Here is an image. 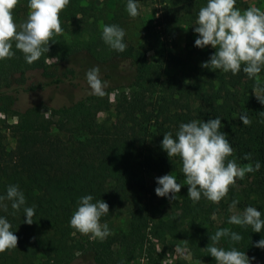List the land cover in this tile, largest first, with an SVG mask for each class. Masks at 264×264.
Masks as SVG:
<instances>
[{
  "label": "trees",
  "instance_id": "16d2710c",
  "mask_svg": "<svg viewBox=\"0 0 264 264\" xmlns=\"http://www.w3.org/2000/svg\"><path fill=\"white\" fill-rule=\"evenodd\" d=\"M155 3L145 34L155 56L153 61L148 60L146 51L126 42L124 52L103 49V26L98 23L121 27V18L129 14L114 9L106 15L97 0H70L60 13V20L77 19L87 33L85 41L78 40L69 48L62 46V36L56 35L55 42L49 43V52L31 64L13 43L15 55L0 60V76H9L15 85L8 95L11 102L20 91H36L72 78L82 79L88 90L69 104L49 108L56 133L36 105L19 113L12 126L15 146L0 151V195H6L9 185H18L26 204L14 211L6 200L8 210H0V216L7 218L18 237L17 248L0 253L1 263L37 264L33 251L40 249L46 258L41 264H70L79 255L92 264H106L115 261V254L121 259L135 258L146 243L154 247L151 237L169 247L184 240L193 258L216 264L207 247L212 244L209 237L221 228H229L242 239L235 242L223 237L222 245L215 246L225 250L235 247L249 257L264 252V248L254 246L264 238V230L254 232L251 226L229 224L228 202L222 199L213 203L203 195L198 202L189 198L181 159L168 157L161 146L163 134L172 132L175 137L181 123L220 117L221 131L234 149L228 159H236L241 166L257 161L261 165L248 175L253 178L251 191L259 198L254 200V207L264 218V104L253 92L255 80L242 70L233 75L202 67L210 51L196 48L184 54L176 52L177 33L185 13L197 18L207 0L195 2L194 10L188 8L191 0L180 5L174 0ZM28 12V0H19L14 19L21 23ZM186 37V44L193 46L198 33ZM94 66L107 82L103 96L92 94L86 80L87 70ZM29 72L38 73L42 79L29 81ZM259 76L264 84V69ZM114 89L123 91L111 102L109 93ZM256 95L264 99V93ZM110 108L116 123L99 122L98 111ZM245 113L252 121L248 126L239 119ZM246 153L251 154L250 160L244 159ZM150 171L155 176H149ZM165 174H172L181 183L174 200L169 198L171 193L165 197L171 203L169 208L161 207V197L155 194L156 178ZM84 195L109 205L101 223L108 225L115 215L124 212L128 217L125 230L92 243L72 228L70 218ZM32 206L35 216L29 225L24 222V207ZM216 213L222 215L221 224L212 218Z\"/></svg>",
  "mask_w": 264,
  "mask_h": 264
},
{
  "label": "clouds",
  "instance_id": "9594fccd",
  "mask_svg": "<svg viewBox=\"0 0 264 264\" xmlns=\"http://www.w3.org/2000/svg\"><path fill=\"white\" fill-rule=\"evenodd\" d=\"M70 0H28V15L26 20L17 23L13 10L19 0H0V60L12 58L13 43L21 51L27 63L31 64L49 52V43L55 42L53 37L62 35L60 13L69 5ZM126 10L131 17L139 15V5L136 0H128ZM193 31L198 33L194 45L198 48L211 46L216 49L209 59L202 63V67L212 70H222L236 75L241 70L249 78L255 80L254 94L261 104L264 99L256 92L264 93V84L259 74L264 69V11L252 6L243 11L236 7V0H207L206 6L199 9ZM125 30L116 24L104 25L102 28L103 41L113 50L124 52ZM55 62L58 57H54ZM243 65V67H242ZM86 80L92 94L103 96L107 82L100 78V69L94 66L87 70ZM264 115V112L261 113ZM242 124L248 126L251 119L248 115L239 116ZM220 117L207 121L191 120L181 123L173 137L172 132L163 134L162 149L168 157H179L182 161L184 184L188 185L187 195L193 202H198L201 196L213 203H219L225 198L231 186L237 179H243L246 173L258 171L260 163L241 166L233 156L234 149L221 131ZM245 160L251 159L246 153ZM155 194L158 197L175 199L180 192L181 183L175 176L165 174L156 178ZM19 211L26 204L24 193L18 185H9L6 195H0V210L7 211L8 204ZM238 204L233 200L230 209ZM109 213V205L99 199L93 202L92 195L80 197L78 206L70 218V226L83 235H90V239L104 240L111 232L101 218ZM24 222L31 225L35 216V206L24 207ZM228 223L241 227L251 226L252 231L264 230V218L256 207L247 206L240 213L229 217ZM223 237L239 242L242 236L229 228L218 229L209 237L212 241L207 252L215 259L216 264H250L245 251L235 247L225 250L217 247ZM18 237L12 230L11 223L6 217L0 216V253L17 248ZM255 247L264 248V238L255 242Z\"/></svg>",
  "mask_w": 264,
  "mask_h": 264
},
{
  "label": "rangeland",
  "instance_id": "374dc122",
  "mask_svg": "<svg viewBox=\"0 0 264 264\" xmlns=\"http://www.w3.org/2000/svg\"><path fill=\"white\" fill-rule=\"evenodd\" d=\"M158 0H136L139 5V15L136 17H122L120 20L121 28L125 30L124 42L133 45L134 47L146 51L148 60L153 61L155 59L154 53L149 49L147 41L145 39L146 26L152 16L153 9L157 6ZM180 4L184 0H174ZM201 0H191V5L188 6L189 9L194 10ZM100 7V11L104 12L106 15L110 14L112 10H126V5L128 0H97ZM196 2V3H195ZM258 7L264 11V0H236V7L241 11L249 7ZM187 10V9H186ZM158 14V13H157ZM156 14V15H157ZM78 18V17H77ZM197 18L192 19L190 13H185L184 21L181 23V30L177 33L176 38V52L178 54H184L187 49H196L195 45L186 44L187 34H191L192 37H196L193 29L195 27V22ZM116 24V23H115ZM61 26L64 29L62 36V46L71 47L76 44L78 40L85 41L87 39V33L82 31V26H79L77 19H61ZM98 26H104L101 22ZM81 33H80V32ZM100 43L103 44V49L108 50L109 46L103 41L102 37ZM67 48V49H69ZM204 52L214 53L216 49L211 46H206L201 48ZM210 54V55H211ZM55 61V59H54ZM58 61V59H57ZM30 78L29 81H39L42 77L35 72L28 73ZM14 83L12 78L9 76H0V151H9L15 146V138L12 134V126L17 123L19 119V113L23 112L25 109L31 106H37L41 112L45 115L46 123L50 126L53 133H56L53 124L50 122V107H57L63 104H69L73 100L78 99L87 93L86 82L79 78L66 79L63 83L52 84L44 89L36 91L23 92L20 91L16 94V101L11 102L8 95L12 93ZM123 89H114L109 93V100L114 101V98L122 92ZM97 120L106 124H115L116 117L114 115L113 109L98 111ZM64 138L67 135L61 134ZM149 168V167H148ZM149 176H155V173L150 171ZM253 183L252 176L245 174V177L237 179L235 185L231 186L229 192L223 200L228 202L229 211L231 215L240 213L247 206L254 207V200H259L256 194L252 193L251 185ZM233 200H237L238 204L235 209H230V205ZM159 205L164 208H169V201L165 197L159 199ZM213 220L217 224L222 223L221 213H216L212 216ZM128 222V217L124 212H119L115 215L111 222L108 224L110 232L124 231ZM88 236V241L95 243L100 239H90ZM87 238V237H86ZM154 247L146 243L142 250L136 253V257L133 259H121V256L115 254V261H109L106 264H209L205 259L193 258L188 245L184 240L178 241L173 247L169 245L162 246L150 237ZM222 245V241L218 243ZM34 256H36L35 262L41 264L45 260V256L40 249L33 251ZM79 254V253H77ZM78 256V255H77ZM0 264H3L0 262ZM70 264H92L90 260H86L83 255L76 257ZM250 264H264V252L255 257V259L250 260Z\"/></svg>",
  "mask_w": 264,
  "mask_h": 264
}]
</instances>
